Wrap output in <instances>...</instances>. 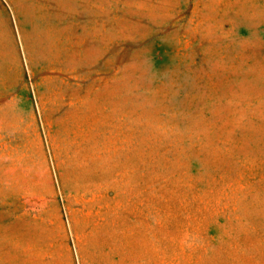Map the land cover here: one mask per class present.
Wrapping results in <instances>:
<instances>
[{
	"label": "rangeland",
	"instance_id": "obj_1",
	"mask_svg": "<svg viewBox=\"0 0 264 264\" xmlns=\"http://www.w3.org/2000/svg\"><path fill=\"white\" fill-rule=\"evenodd\" d=\"M0 264H264V0H0Z\"/></svg>",
	"mask_w": 264,
	"mask_h": 264
}]
</instances>
